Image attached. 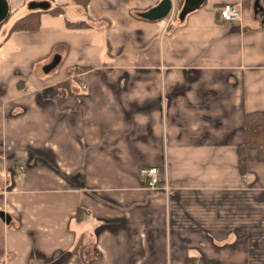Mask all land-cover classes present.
<instances>
[{"label": "crops", "instance_id": "crops-1", "mask_svg": "<svg viewBox=\"0 0 264 264\" xmlns=\"http://www.w3.org/2000/svg\"><path fill=\"white\" fill-rule=\"evenodd\" d=\"M45 1L64 13L0 32V264H264V162L238 161L244 113L264 112L258 0L223 23L241 0L155 21L131 11L159 0Z\"/></svg>", "mask_w": 264, "mask_h": 264}, {"label": "trees", "instance_id": "trees-1", "mask_svg": "<svg viewBox=\"0 0 264 264\" xmlns=\"http://www.w3.org/2000/svg\"><path fill=\"white\" fill-rule=\"evenodd\" d=\"M89 0H73L74 4L79 7L83 12H85L87 3ZM251 1L252 0H241V8L243 10H250L251 9ZM66 6L65 5H58V4H50L47 9H33L29 10L27 14L24 16L14 20V22L9 27L6 34H9L13 31H27L33 30L38 26V16L41 12L47 11L51 14L57 15L64 13ZM131 13L137 17L141 18L140 11L133 10ZM4 21V20H3ZM0 23V25L3 23ZM66 24L70 27H87L89 23L87 20L85 21H77V22H70L66 21ZM4 34V37L6 36ZM83 70V68H75V72L79 73ZM79 79L74 75L72 79H67L62 83L58 84L61 92L57 91L55 96L61 97L64 94H70L74 91L73 84L78 83ZM243 126H244V140L242 144L238 147V161H239V169L241 172L244 171V159H245V152L249 149H252L256 152L257 160L260 162H264V112L263 111H253L247 112L243 115ZM82 215V210L78 209L75 215V218L78 220ZM85 245H83L82 237H79L76 243L73 246L72 252L78 257L79 260L90 263L82 260V252ZM98 251L95 249L94 254L96 255Z\"/></svg>", "mask_w": 264, "mask_h": 264}, {"label": "water", "instance_id": "water-1", "mask_svg": "<svg viewBox=\"0 0 264 264\" xmlns=\"http://www.w3.org/2000/svg\"><path fill=\"white\" fill-rule=\"evenodd\" d=\"M172 0H159L156 5L148 8L140 13V16L144 20L155 21L167 17L172 9ZM202 0H183L182 14L199 7ZM257 5V4H256ZM49 2L43 1H31L28 3V8L33 9H47ZM259 11H262L261 7ZM8 4L6 0H0V23L7 17ZM0 218L6 222L9 220L7 214L0 211Z\"/></svg>", "mask_w": 264, "mask_h": 264}, {"label": "built area", "instance_id": "built-area-1", "mask_svg": "<svg viewBox=\"0 0 264 264\" xmlns=\"http://www.w3.org/2000/svg\"><path fill=\"white\" fill-rule=\"evenodd\" d=\"M241 5L226 3L223 4L218 10V22L223 23L229 20H235L241 18ZM80 89L84 90L86 86L82 83L79 84ZM146 187L148 188H159L157 174L158 170L156 167H143L139 170Z\"/></svg>", "mask_w": 264, "mask_h": 264}, {"label": "rangeland", "instance_id": "rangeland-1", "mask_svg": "<svg viewBox=\"0 0 264 264\" xmlns=\"http://www.w3.org/2000/svg\"><path fill=\"white\" fill-rule=\"evenodd\" d=\"M253 2H255V0H252L251 1V6L253 4ZM258 6H263V9H264V0H258ZM258 6L256 8V10L253 12L254 15L257 17L259 16V19L263 20L264 21V15H260V11L258 10ZM29 8L27 7V5H25L24 9L22 10H19L18 12H11V13H8V17L3 21V23L0 25V32L5 28L7 27L8 25H10L12 23V21L20 14L24 13L25 11H27ZM264 13V11L262 12Z\"/></svg>", "mask_w": 264, "mask_h": 264}]
</instances>
